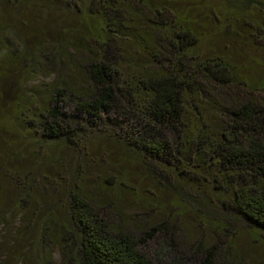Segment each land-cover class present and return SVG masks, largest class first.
<instances>
[{
	"label": "trees",
	"instance_id": "1",
	"mask_svg": "<svg viewBox=\"0 0 264 264\" xmlns=\"http://www.w3.org/2000/svg\"><path fill=\"white\" fill-rule=\"evenodd\" d=\"M208 1L51 0L54 5L71 8L79 15L86 37L92 43L90 47L88 44L77 46L78 51L88 56L93 53L95 58L90 61L91 57L87 58L84 64L87 86L82 83L68 93V101L75 102L76 112L68 118L59 113V95L62 101L59 89L47 112L51 116L42 120L38 143L48 146L50 142H60L78 150V156L83 157L87 139H112L124 149L126 154L122 156L129 164L134 161L137 167L140 165L146 170L144 178L163 182L165 186L170 184L173 188L179 187L180 184L174 182H178L183 173H190L180 169V165L195 167L200 173L186 175L185 184L192 191L197 190L196 181L200 180L192 176L198 175L208 182L210 196L199 200L186 192L187 203H192L195 209L200 203L213 207L220 216L217 222L204 218V213H195L199 224L212 222L214 228L221 230L225 229L227 219L236 217L264 233V141L256 135L264 130V106L255 107L249 101L236 106L235 90L230 108L227 105V110L218 114L221 122L207 125L202 121L206 110L201 108L206 94L200 87L204 84L213 88L232 87L239 81L244 84L246 78L235 57L234 42L232 52L226 49L223 54L218 39L231 42L233 17L250 15L254 5L263 7L264 11V0ZM3 2L12 8L0 7V50L6 55L0 60V76L7 73L6 62L12 64L24 57L23 37L13 32L10 23L19 25L18 15L28 8L26 0H0V4ZM206 2L213 6H202ZM220 2L223 9L229 11L222 25L218 8H212ZM30 4L38 5L39 2L30 0ZM12 11L15 12L9 16ZM128 40L134 45L133 55L125 48ZM199 54L204 57L201 69L195 65ZM227 55L228 58L223 57ZM121 68L130 71L129 75L124 76ZM255 89L262 90L255 87L245 91ZM225 111L229 114L227 123L222 118ZM80 114L84 118H95L98 123L91 125L88 120L82 128ZM21 119L20 124L27 134H34L32 119ZM165 131L171 135L169 142L164 140ZM240 136L245 138L244 145H240ZM4 170L9 180L16 181V186L21 188L20 207L38 212L37 207L30 208L29 200L33 195L27 183L31 179L26 174L23 176L12 162ZM104 182L107 184L103 187L115 191L127 185L125 180L114 183L104 179ZM80 184L75 183L69 189L67 200L69 218L79 236L74 264H246L235 258L229 249L231 244L226 250L228 255L217 258L213 246L203 248L199 243L193 247L175 241L165 223L151 228L148 237L154 231H162L164 237L150 254L145 253L141 250L144 243L131 232L116 230L117 227L113 228L107 220L97 218V205L91 203L90 198L81 197ZM145 194L137 192L138 199L150 210L155 209L157 204L153 199L157 194L147 188ZM225 195H230L231 207L226 205ZM180 204L187 207L185 203ZM52 211H46L41 226L40 239L43 241L51 237L46 230L52 223ZM59 225L62 232L63 222ZM60 244L62 249L66 246ZM199 251L202 252L201 260L197 262L193 255Z\"/></svg>",
	"mask_w": 264,
	"mask_h": 264
},
{
	"label": "rangeland",
	"instance_id": "2",
	"mask_svg": "<svg viewBox=\"0 0 264 264\" xmlns=\"http://www.w3.org/2000/svg\"><path fill=\"white\" fill-rule=\"evenodd\" d=\"M37 1L39 4L33 5L30 0H26L28 8L22 10L17 17L19 25L10 23L13 32L23 37L21 39L19 35L25 49L24 57L12 64L10 61L6 62L7 73L0 76V112L3 114H0V264H74L79 236L69 218L67 200L69 189L75 183H81V197L84 199L86 196L91 199V203L97 205V218L107 220L113 228L117 227L116 230L131 232L144 243L141 250L145 253L150 254L159 239L164 237L162 231H154L150 237L147 234L152 227L165 223L174 240L179 243L194 245L193 247L200 243L203 248L213 246L217 258L228 255L226 250L231 244L229 249L236 255V259H241L246 264H264L263 232L253 229L236 217L227 219L225 229L221 230L214 228L212 222L199 224L196 221L195 213H204L207 220H220L213 207L208 208L200 203L196 210L185 199L186 192L199 200L210 196L208 182L198 175L191 176L205 182L200 184L196 181L197 190L192 191L185 184L183 178L186 175L195 171L200 173L197 168L180 165V169L190 173L182 172L181 179L174 182L179 183V187L173 188L170 184L163 185L162 181L157 183L144 178L146 170L140 165L137 167L134 161L129 164L122 156L126 154L124 149L112 139H87L84 142L86 154L83 157L78 156V150L68 148L60 142H50L48 146L39 145L37 137L42 132L43 118L51 116L47 112L53 105V96L61 89L59 113L62 112L65 118L73 116L76 112L75 102L68 101V93L74 92L75 87L82 83L87 86L84 64L87 63V58L91 57L90 61L95 57H92L93 53L88 56L87 53L78 51L77 46L88 44L87 47H90L92 41L90 43L86 37L85 27L76 12L71 8H61L60 4L54 5L51 0ZM208 2L202 6H213ZM10 6L5 2L0 4L1 8H12ZM212 8H218L219 23L225 24L229 11L223 9L221 2ZM251 8L255 9H252L250 15L233 17L235 24L230 28L234 38H231V42L218 39L223 54H226V49L232 52L235 44V57L238 58V63L243 68L241 73L246 78L243 80L244 84L239 81L232 87L219 85L216 88L210 84L200 85L201 91L206 94V102L201 108L202 111L206 110L202 121L207 125L221 122L218 114L227 105L230 108L235 90L236 106L247 101L252 102L255 107L264 106V11L258 5ZM14 12H10L9 16ZM125 48L129 54H134V45L129 40L126 41ZM4 57L6 55L0 50V60L5 59ZM223 57L228 58V55ZM203 63L204 57L199 54L195 65L201 69ZM126 70H120L124 76L130 73ZM255 87L262 90L245 91ZM225 113L222 118L227 123L229 114ZM22 117L25 121L32 119L34 134L30 132L29 136L21 126ZM79 119V126L82 128L88 120L91 125L98 123L95 118H84L82 114ZM256 135L261 136L264 141V130ZM168 136H171L170 133L165 131L164 140L169 142ZM238 140L240 145L245 144L243 136ZM181 161L184 162L182 158ZM11 162L18 166L24 173L23 176L26 174L31 179L27 183L34 197L29 200L30 208L37 207L38 212L32 213L20 207L18 196L21 188L16 186V181L14 183L9 180L4 170ZM104 179L114 183L125 180L127 185L115 191L103 187L107 184ZM146 188L157 194L153 199L154 204H157L155 209L150 210L137 197V192L146 195ZM224 197L228 198L225 199L226 205L231 207L230 195ZM47 210L53 213L52 223L46 230L51 237L43 241L40 239V231ZM62 222L64 229L60 232L59 224ZM60 243L66 246L62 249ZM201 253L199 251L193 255L197 262L201 260Z\"/></svg>",
	"mask_w": 264,
	"mask_h": 264
}]
</instances>
